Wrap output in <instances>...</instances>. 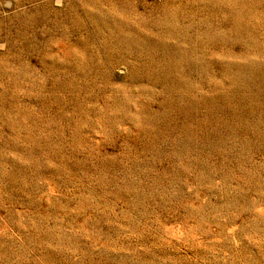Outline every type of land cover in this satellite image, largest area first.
Masks as SVG:
<instances>
[{
  "label": "rangeland",
  "instance_id": "374dc122",
  "mask_svg": "<svg viewBox=\"0 0 264 264\" xmlns=\"http://www.w3.org/2000/svg\"><path fill=\"white\" fill-rule=\"evenodd\" d=\"M0 264H264V0H0Z\"/></svg>",
  "mask_w": 264,
  "mask_h": 264
}]
</instances>
